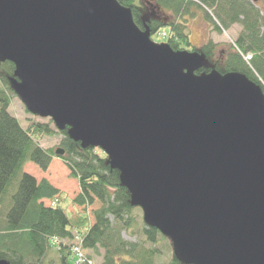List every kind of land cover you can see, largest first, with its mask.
Instances as JSON below:
<instances>
[{
    "label": "water",
    "instance_id": "1",
    "mask_svg": "<svg viewBox=\"0 0 264 264\" xmlns=\"http://www.w3.org/2000/svg\"><path fill=\"white\" fill-rule=\"evenodd\" d=\"M204 57L151 41L117 0H0L26 110L106 153L181 264H264V93L196 73Z\"/></svg>",
    "mask_w": 264,
    "mask_h": 264
},
{
    "label": "trees",
    "instance_id": "2",
    "mask_svg": "<svg viewBox=\"0 0 264 264\" xmlns=\"http://www.w3.org/2000/svg\"><path fill=\"white\" fill-rule=\"evenodd\" d=\"M151 1L174 14L175 19L154 20L150 26L139 27L137 18L142 7L135 0H117L130 9L133 21L141 30L149 32L150 39L168 27L164 39L174 51H196L210 58L217 48L216 43L208 41L199 50L195 49L185 22L177 20L182 15L192 17L197 10L218 33L234 24L240 25L234 44L214 63L215 70L221 74L241 73L258 84L264 93V14L255 0ZM248 53L252 57L246 62L244 56ZM13 79L14 65L0 60V259L10 264H44L52 249L58 255V264H70L73 256L69 244L79 236L84 252L98 255L102 251L99 264H155L156 235L161 239L166 237L145 223L137 227L134 208L139 207L131 205V194L120 184L119 172L110 167L108 157L98 147H82L70 137L69 127L59 129L49 117L27 110L34 117L49 120L29 121L22 127L8 111L11 95L15 94L11 86ZM56 134L62 136V155L36 142L38 137ZM52 157H57L68 175L77 181L78 190L71 201L82 211L75 217H69L59 205L62 190L46 175ZM27 162L36 165L45 176L35 177L25 171ZM94 204L98 207L91 210L92 222L88 223L85 207ZM130 229H139L149 246L143 241L123 239L121 231ZM170 247L173 252L171 244ZM86 256L90 258L89 254ZM172 264L181 263L173 256Z\"/></svg>",
    "mask_w": 264,
    "mask_h": 264
},
{
    "label": "rangeland",
    "instance_id": "3",
    "mask_svg": "<svg viewBox=\"0 0 264 264\" xmlns=\"http://www.w3.org/2000/svg\"><path fill=\"white\" fill-rule=\"evenodd\" d=\"M135 2L142 7L143 11L145 12V15L147 14L146 16L148 18L158 17L163 21H170L175 19L174 14L155 5L151 0H135ZM255 2L257 7L262 11V14H264V0H255ZM195 11L196 12L193 13L192 17H190V14H186L178 17L177 20L180 22L181 21L185 22L186 32L188 33L190 43L195 49L199 50L200 47L204 43H207L208 41L217 44V48L214 54L212 55V57L210 58H207V56L204 57L206 62V63L204 62V64H206V67H208L209 69L206 70V68L200 67L196 72V73H203V72L207 73L212 69V67L215 68L214 63L218 61V59L222 56L221 53L229 49L230 46L234 44V41L241 30V26L238 24H234L228 30H221V32L218 33L213 29L210 22L204 20V16L203 14H201V12L197 10ZM145 18L142 17L141 21L146 22ZM168 32H169V28L163 27L162 30L158 31L156 35L151 36V41L157 44L166 43L165 41L167 39H164V37L166 38L165 33ZM245 58H247V56H245ZM244 60H246L247 62V59ZM209 64L210 66H207ZM8 111L10 112L11 115L17 118V120L19 121L22 127H26L29 121L45 122L49 120V118L43 119L32 116L26 110L23 102L16 93L11 95V102ZM61 139L62 136L60 134H56L50 137L47 136L38 137L36 138V142L43 148H50L55 150L57 148H61L60 146ZM98 150L101 152V154L107 156V154L104 153L100 148ZM23 168L25 171L33 174L35 177L45 176V175L42 176L43 172L36 165L32 163L29 162L25 163V166ZM46 175L50 177L49 179H51V181L62 190L61 200L59 202V205L65 210L66 214L69 217L77 216V212H81L82 209L79 207L77 208L71 201V197H74V195L77 193L78 190L77 181L68 175L67 168L63 165V163L59 159H57V157H52V161ZM97 207L98 204H94L93 206L90 207L89 206L85 207L88 223L92 222L91 210ZM134 209H135L134 214H135L136 224L137 227L140 228L142 224L144 225L142 219V212L139 208H134ZM121 236L123 239L130 242L143 241L145 238L141 234L139 229H130L128 231L123 230L121 231ZM156 239L157 242L153 245L158 251V255L155 258V264H172L173 256H175V253H173L171 250L169 244L170 241L167 240V238L161 239L157 235H156ZM143 244L149 246V244L145 243V241H143ZM69 245L71 248V244ZM71 251L74 253L72 248ZM85 253L89 254L90 259L92 260V264L100 263L101 261L100 255L102 251H100L99 252L100 254L98 255H94L90 251H85ZM44 264H58V255L56 251L51 249L48 252L47 256L44 258ZM70 264H79V263L76 260H71Z\"/></svg>",
    "mask_w": 264,
    "mask_h": 264
},
{
    "label": "flooded vegetation",
    "instance_id": "4",
    "mask_svg": "<svg viewBox=\"0 0 264 264\" xmlns=\"http://www.w3.org/2000/svg\"><path fill=\"white\" fill-rule=\"evenodd\" d=\"M146 15H145V12L143 11V9L140 10V14H139V16L137 18L138 19L137 22L139 24V27H141V26L146 27L147 25L150 26V25H152L154 20H161L158 17H150V18H148ZM142 17H144V18L146 17L145 18L146 22H142L141 21Z\"/></svg>",
    "mask_w": 264,
    "mask_h": 264
},
{
    "label": "built area",
    "instance_id": "5",
    "mask_svg": "<svg viewBox=\"0 0 264 264\" xmlns=\"http://www.w3.org/2000/svg\"><path fill=\"white\" fill-rule=\"evenodd\" d=\"M245 56H247V58H245ZM245 56H244V59H247V61L250 60V58H251L250 54L249 55L247 54ZM73 250H74V252H75V254L77 256V259H78L79 263L90 264V262H86L85 258L83 257L82 253L79 251V249L77 247H74Z\"/></svg>",
    "mask_w": 264,
    "mask_h": 264
},
{
    "label": "bare ground",
    "instance_id": "6",
    "mask_svg": "<svg viewBox=\"0 0 264 264\" xmlns=\"http://www.w3.org/2000/svg\"><path fill=\"white\" fill-rule=\"evenodd\" d=\"M249 55V54H248ZM81 264H85V263H81Z\"/></svg>",
    "mask_w": 264,
    "mask_h": 264
}]
</instances>
